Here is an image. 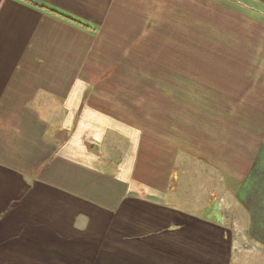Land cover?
<instances>
[{"label":"crops","instance_id":"1","mask_svg":"<svg viewBox=\"0 0 264 264\" xmlns=\"http://www.w3.org/2000/svg\"><path fill=\"white\" fill-rule=\"evenodd\" d=\"M39 1L90 28L0 0V264H238L241 229L264 247V20L227 0ZM146 90L183 91V111Z\"/></svg>","mask_w":264,"mask_h":264},{"label":"rangeland","instance_id":"2","mask_svg":"<svg viewBox=\"0 0 264 264\" xmlns=\"http://www.w3.org/2000/svg\"><path fill=\"white\" fill-rule=\"evenodd\" d=\"M246 1L245 3L252 5V1L251 0H244ZM226 2L239 7V9H242L243 11H245L247 14H249L250 16L256 17L258 19H262L264 20L263 17H261L260 15H256L254 13H252L251 11L249 12L247 8L245 7H241L240 5H238V3H233L229 2V0H227ZM259 3V2H258ZM179 53V52H178ZM182 54H184V51L182 52ZM169 61L171 62V65H176V70L178 71H182L184 68L188 67L187 66V60H185V58H170V59H166L165 62H161V65H169ZM203 65H205V67H209V63L205 62L203 63ZM193 69H200L201 68V59L200 58H194V64H193ZM208 69V68H206ZM162 77L165 75H161ZM180 77V75H178ZM165 77H168V75H166ZM170 80V79H169ZM169 91L168 90H157V93L155 92V90H146L145 94L146 96L149 94L151 97H159L161 99V112L162 114H168L169 108L171 109H177V110H182L184 109V105H185V98L183 96V91H181V93L179 91H177V95L170 98L168 96ZM170 98V99H169ZM188 100H190L188 98ZM228 186H226V190L221 191V189H219V191L216 189L215 192L216 194H219L221 197V209H222V215L224 216V218L232 225L235 224V221L237 220L234 215L236 212H239L240 210H242L239 206V204H237L235 202V200L233 199V195H232V188L227 189ZM239 238V244L235 250V259L236 262L238 264H264V247L261 245H258L256 243H253L252 241L249 240L248 236L243 233L242 229L241 232L239 233V235L237 236Z\"/></svg>","mask_w":264,"mask_h":264},{"label":"trees","instance_id":"3","mask_svg":"<svg viewBox=\"0 0 264 264\" xmlns=\"http://www.w3.org/2000/svg\"><path fill=\"white\" fill-rule=\"evenodd\" d=\"M20 1L27 3V4H29L35 8H38L40 10L49 12V13L54 14V15H57L63 19H66V20L73 22L77 25H80L82 27L90 28V25L87 24L86 22H84V21H82L76 17H73V16L69 15L68 13H66L62 10L54 8V7H52L46 3H43L39 0H20ZM231 2L238 3V5H240L241 7L247 8L249 12L251 11L252 13H254L256 15H260L261 17L264 18V4H262L260 2L258 3L257 1H255L254 3H252V5L245 3L246 1H244V0H231Z\"/></svg>","mask_w":264,"mask_h":264}]
</instances>
